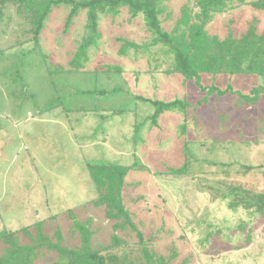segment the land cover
<instances>
[{"label": "rangeland", "instance_id": "obj_1", "mask_svg": "<svg viewBox=\"0 0 264 264\" xmlns=\"http://www.w3.org/2000/svg\"><path fill=\"white\" fill-rule=\"evenodd\" d=\"M254 1L232 2L205 29L240 36L257 20L264 32V10ZM187 3L194 0L163 1L165 30ZM70 10L53 8L39 46L15 6L0 23V231L44 219V230L60 228L71 247L81 240L76 223L95 231L94 248L114 234L136 242L130 227L113 230L98 203L88 165L109 164L128 168L123 180L114 173L117 199L145 238L155 236L153 245L163 253L175 246L173 264H264V214L249 205L264 194V75L187 78L174 52L153 43L143 16L132 18L126 7L100 15L101 38L72 63L87 15L81 10L67 26ZM123 40L139 48L124 45L120 53ZM140 96L180 99L186 109L163 112L156 126L153 104ZM186 162L188 173H170ZM231 188L243 196L237 206Z\"/></svg>", "mask_w": 264, "mask_h": 264}, {"label": "trees", "instance_id": "obj_2", "mask_svg": "<svg viewBox=\"0 0 264 264\" xmlns=\"http://www.w3.org/2000/svg\"><path fill=\"white\" fill-rule=\"evenodd\" d=\"M163 1L0 0V23L6 16L7 6H15L17 13L24 18L28 26L27 33H30L31 40L39 46L45 21L54 7L61 5L71 7L66 19L67 26L81 10H85L87 33L73 63L78 55H83L85 58L86 50L101 38L100 15L116 17L121 9L126 7L132 18L143 16L147 28L155 35L153 43L161 42L174 52L176 68L187 78L200 75V72H208L212 75L219 73L264 75V32L258 30L257 20L251 22L246 32L240 36L229 33L226 37L220 38L217 35H210L205 29L215 13L223 12L232 2L243 0H194L193 6L187 3L171 32L162 27L160 14ZM252 4L264 10V0H257ZM194 6L198 8L195 12ZM123 41L125 43L122 44L120 53L124 52V45L127 48H139L135 42ZM140 98L153 104L155 111L149 117H152L155 125L158 124L157 120L163 112L186 109V105L180 99L161 101L144 96ZM111 162L113 161L109 163ZM88 166L99 189L98 203L104 205L106 217L112 223L113 230L125 231L130 227L138 237L137 241L130 243L127 239L114 234L107 245L94 248L92 237L95 231L88 227V223L86 225L76 223L81 240L78 245L71 247L65 244L60 228L48 234L43 228L47 220L43 219L36 225L0 231V264H36L41 259H44L42 264H173L178 254L175 246L170 248L171 253H163L158 246L153 245L155 236L145 238L142 230L131 219L133 216L124 206L122 198L117 199L122 186L118 189L117 184L114 183V173L117 171L111 168L112 165H100L101 168H93L91 164ZM188 167L189 164L186 162L184 166L169 171L176 176L183 175L188 173ZM253 167L247 166V168ZM127 171L128 168L119 169L122 180ZM231 191L235 194L231 205L237 206L243 196L241 191L238 192L233 188ZM249 205L264 214V194L256 196ZM138 223L142 226L144 222L140 220ZM164 227L165 223L154 230L153 235H160Z\"/></svg>", "mask_w": 264, "mask_h": 264}, {"label": "crops", "instance_id": "obj_3", "mask_svg": "<svg viewBox=\"0 0 264 264\" xmlns=\"http://www.w3.org/2000/svg\"><path fill=\"white\" fill-rule=\"evenodd\" d=\"M169 101H171V100H169ZM160 117V116H159ZM163 117V113L161 114V117L159 118L160 120H161V118ZM162 119H164V117L162 118ZM158 125V124H157ZM156 125V126H157ZM149 133H151V134H155V131H150Z\"/></svg>", "mask_w": 264, "mask_h": 264}]
</instances>
